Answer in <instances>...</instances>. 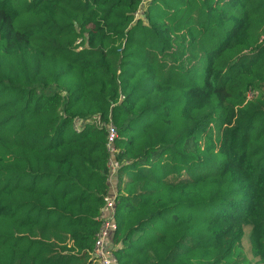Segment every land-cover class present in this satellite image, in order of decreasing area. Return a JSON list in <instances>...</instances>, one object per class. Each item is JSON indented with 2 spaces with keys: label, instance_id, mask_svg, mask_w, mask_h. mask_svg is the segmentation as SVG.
Wrapping results in <instances>:
<instances>
[{
  "label": "trees",
  "instance_id": "1",
  "mask_svg": "<svg viewBox=\"0 0 264 264\" xmlns=\"http://www.w3.org/2000/svg\"><path fill=\"white\" fill-rule=\"evenodd\" d=\"M140 7L0 0V264H95L111 160L117 264H264V0Z\"/></svg>",
  "mask_w": 264,
  "mask_h": 264
},
{
  "label": "built area",
  "instance_id": "2",
  "mask_svg": "<svg viewBox=\"0 0 264 264\" xmlns=\"http://www.w3.org/2000/svg\"><path fill=\"white\" fill-rule=\"evenodd\" d=\"M149 0H141V7L138 8L136 13L134 14V19L141 18L145 20L144 13ZM117 134L115 128L112 124H108L107 126V146L110 151H114L113 143L116 139ZM119 164L117 161H110V176L111 183L114 184V179L117 174V169ZM116 188V185H115ZM114 190L116 191V189ZM115 191L109 195L104 197V206L101 211V224L99 231L96 235V239L94 242L93 250H92V259L95 264H117V259L114 254L115 244L113 243V236L117 229V224L114 219V206L116 201V193Z\"/></svg>",
  "mask_w": 264,
  "mask_h": 264
},
{
  "label": "rangeland",
  "instance_id": "3",
  "mask_svg": "<svg viewBox=\"0 0 264 264\" xmlns=\"http://www.w3.org/2000/svg\"><path fill=\"white\" fill-rule=\"evenodd\" d=\"M173 8H174V6H173ZM148 9H149V13H150L152 18H154V19H158L159 18V11H160V5L159 4H156V3L152 2L149 5ZM114 184H116V179H114ZM244 247L247 250L248 243H247V241L245 239H244Z\"/></svg>",
  "mask_w": 264,
  "mask_h": 264
},
{
  "label": "clouds",
  "instance_id": "4",
  "mask_svg": "<svg viewBox=\"0 0 264 264\" xmlns=\"http://www.w3.org/2000/svg\"><path fill=\"white\" fill-rule=\"evenodd\" d=\"M116 184H117V174H116ZM116 184H115V185H116Z\"/></svg>",
  "mask_w": 264,
  "mask_h": 264
},
{
  "label": "crops",
  "instance_id": "5",
  "mask_svg": "<svg viewBox=\"0 0 264 264\" xmlns=\"http://www.w3.org/2000/svg\"><path fill=\"white\" fill-rule=\"evenodd\" d=\"M115 179H116V177H115Z\"/></svg>",
  "mask_w": 264,
  "mask_h": 264
}]
</instances>
